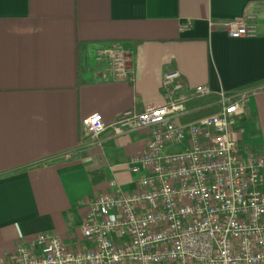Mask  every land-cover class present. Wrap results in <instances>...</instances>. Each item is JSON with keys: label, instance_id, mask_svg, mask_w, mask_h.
Listing matches in <instances>:
<instances>
[{"label": "crops", "instance_id": "obj_1", "mask_svg": "<svg viewBox=\"0 0 264 264\" xmlns=\"http://www.w3.org/2000/svg\"><path fill=\"white\" fill-rule=\"evenodd\" d=\"M237 15L258 35L230 37ZM114 42L131 53L132 80L94 77L98 50ZM174 69L191 88L250 90L232 134L242 155L264 156V0H0V263L41 233L77 243L111 181L139 189L129 162L150 133L113 124L160 104ZM94 113L107 126L99 137L84 124Z\"/></svg>", "mask_w": 264, "mask_h": 264}, {"label": "built area", "instance_id": "obj_2", "mask_svg": "<svg viewBox=\"0 0 264 264\" xmlns=\"http://www.w3.org/2000/svg\"><path fill=\"white\" fill-rule=\"evenodd\" d=\"M226 30L232 38L258 35L246 15ZM95 60L103 66L96 79H133L125 43L105 44ZM251 94L191 88L179 70L168 71L160 104L113 124L117 135L150 133L146 150L129 162L139 189L126 193L111 181L113 193L91 202L77 243L41 233L0 264H264V156L242 155L232 134L243 130ZM209 107L216 110L197 115ZM84 124L96 137L107 129L100 113Z\"/></svg>", "mask_w": 264, "mask_h": 264}, {"label": "trees", "instance_id": "obj_3", "mask_svg": "<svg viewBox=\"0 0 264 264\" xmlns=\"http://www.w3.org/2000/svg\"><path fill=\"white\" fill-rule=\"evenodd\" d=\"M210 99L211 98L201 99L198 102H196V104L209 101ZM215 110H216L215 107H209L206 110H203V111L198 112L197 115L210 114V113L214 112Z\"/></svg>", "mask_w": 264, "mask_h": 264}]
</instances>
